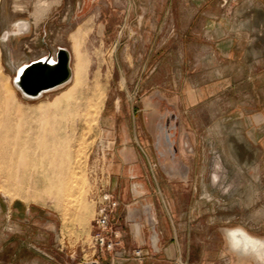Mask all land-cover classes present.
I'll use <instances>...</instances> for the list:
<instances>
[{
	"label": "rangeland",
	"instance_id": "obj_1",
	"mask_svg": "<svg viewBox=\"0 0 264 264\" xmlns=\"http://www.w3.org/2000/svg\"><path fill=\"white\" fill-rule=\"evenodd\" d=\"M216 4L211 12L218 16L216 26L224 23L221 40L231 36L225 37L226 25L241 41L243 24L249 50L258 42L264 46V31L256 32L264 14L253 7L248 13L249 0ZM194 9L184 7L183 26ZM160 10L159 0H0V264L111 263L108 255H93L91 237L94 194L103 185L117 190L116 163L125 171L132 164L138 190H169L170 199L186 205L190 199L176 190H198L203 219L264 238V135L257 138L240 119L242 108L264 112V98L246 100L240 83L225 89L216 74H224L225 63L209 66L206 51L200 64L192 50L183 61L177 44L193 41L181 38L171 10L158 27V50H133L140 36L132 30L139 33L146 21L155 28ZM79 29L76 49L72 34ZM60 48L71 56L70 80L37 99L23 96L14 85L17 71L56 57ZM77 50L84 79L67 104ZM138 71L142 82L136 88ZM166 81L162 110L169 116L160 123L168 124L173 146L164 131L158 142L157 131L146 129L157 122L153 117L148 122L142 112L133 113L152 102L145 99L146 82Z\"/></svg>",
	"mask_w": 264,
	"mask_h": 264
},
{
	"label": "crops",
	"instance_id": "obj_2",
	"mask_svg": "<svg viewBox=\"0 0 264 264\" xmlns=\"http://www.w3.org/2000/svg\"><path fill=\"white\" fill-rule=\"evenodd\" d=\"M249 1L251 5L247 7L248 13L253 7L264 14V0ZM148 2L151 3L154 0H148ZM159 2L161 10L156 16L158 19L156 27L153 28L152 25L150 27L149 22L146 21L144 27L137 28L139 33L137 30V32L132 30V35L140 36L137 38V41L140 42L132 45L133 50H158L157 47H154L160 31L158 27L163 24L162 20L171 10L174 13V21L181 38L191 37L193 41L192 44H185V42L177 44L176 48L181 52L179 54L183 61L186 52L192 50L193 56H196L200 64L201 60L205 59V55H202L201 52L206 51L208 52L206 59L209 66L217 67L224 61V74L222 75L219 71L216 74L224 81L225 89L233 91L240 83L246 100L264 98V46L262 43L259 45L258 42L255 51L249 50V42H243V35L249 33L247 26L241 24L239 27L242 38L237 42V38L232 35L234 28L230 27L229 29L225 25L224 28L227 32L225 37L227 34L231 36L221 40L218 33L224 23L217 24V27L215 21L218 16L211 12L217 8V0H159ZM190 5H195V9L188 24L183 26V10L185 6L190 7ZM251 14L253 18L258 19L255 10ZM147 18L152 19L151 16L141 17L142 20H147ZM262 24L260 28H257V35L263 34L264 23L262 22ZM123 32H125L124 29L120 35ZM203 37L217 43L213 42L210 46H205L200 43ZM115 47H118V44ZM138 74L139 71L134 80L136 88L139 86L138 83L142 82L138 79ZM124 83L126 87V81ZM146 83L144 87L145 99L152 102L150 105H145L144 110H133V113L135 115L142 112L148 122L149 117H153L157 122H153V126H146V129L157 130L158 125L161 124L160 120L163 119L162 107L167 104V93L170 86L167 81L164 86ZM178 83L181 85V80ZM126 88L128 89V87ZM252 113L249 112L248 107L242 108L240 119L247 129L251 127L252 131H257V138L260 136L259 132L263 137L264 112L257 111L255 115ZM129 131L132 132V127ZM261 145H264V142ZM115 167H117V172L113 173V179L117 190L113 191L117 195L120 205L114 222L120 227L124 250L132 252L140 249L143 252V257L140 259L118 257L114 262L105 264H264V260L258 256L235 251L232 248L226 232L234 228H228L224 224L218 223L217 219L213 217L202 218L201 197L199 193L197 194L198 190H176L178 194L190 199L189 204H181L170 199L171 197L169 198V190H138L139 187L136 183L132 185V164L127 171L118 163ZM154 233L157 237V245L153 249L151 238ZM249 234L264 241L263 237ZM101 258L105 259V257Z\"/></svg>",
	"mask_w": 264,
	"mask_h": 264
},
{
	"label": "built area",
	"instance_id": "obj_3",
	"mask_svg": "<svg viewBox=\"0 0 264 264\" xmlns=\"http://www.w3.org/2000/svg\"><path fill=\"white\" fill-rule=\"evenodd\" d=\"M93 200L95 203L94 232L91 237L93 255L96 257L108 255L112 262L118 257L142 258V250L136 249L129 252L122 247L120 227L114 222L120 205L114 191L103 185L96 190Z\"/></svg>",
	"mask_w": 264,
	"mask_h": 264
},
{
	"label": "water",
	"instance_id": "obj_4",
	"mask_svg": "<svg viewBox=\"0 0 264 264\" xmlns=\"http://www.w3.org/2000/svg\"><path fill=\"white\" fill-rule=\"evenodd\" d=\"M52 58L55 60L53 61ZM70 62V53L66 49L60 48L56 57H48L23 66L22 72L17 73L14 78V85L26 98L37 99L44 93L57 89L70 80L72 75ZM151 244L153 249L157 245L155 233L151 238ZM247 254L254 253L249 252Z\"/></svg>",
	"mask_w": 264,
	"mask_h": 264
},
{
	"label": "bare ground",
	"instance_id": "obj_5",
	"mask_svg": "<svg viewBox=\"0 0 264 264\" xmlns=\"http://www.w3.org/2000/svg\"><path fill=\"white\" fill-rule=\"evenodd\" d=\"M82 35V29L77 30L76 32H74L72 34V41L75 44L76 49H79V39ZM52 60L54 61L55 58H52ZM88 62V61H87ZM86 62V63H87ZM84 57L83 54L77 50V57H76V63H75V76H74V83H73V87H71V93L68 94L65 98V100H68L69 104L70 100L73 98V96L75 95L74 93H76V91L81 87V85L83 84V75H82V71L84 68ZM86 65V64H85ZM87 69V68H86ZM23 70V67H21L19 69V71L17 73H21ZM82 72V73H81ZM86 76V75H85ZM83 88V87H82ZM84 89V88H83ZM80 95V94H79ZM82 95H84L83 93L80 95V97H82ZM78 105V104H77ZM80 105V104H79ZM80 107V106H79ZM75 108V107H74ZM56 109V107L54 108ZM60 110V108H58ZM76 109V108H75ZM74 109V111H75ZM80 108H78V110H76V113ZM52 110V109H51ZM68 110V109H67ZM49 110H47L48 112ZM53 113V111H51ZM50 113H42L43 115H48L51 114ZM21 113V112H20ZM79 113V112H78ZM30 114V113H29ZM22 115V114H21ZM52 117V116H51ZM45 133V132H44ZM20 139V138H19ZM56 140V139H55ZM26 145V144H25ZM10 152V150H9ZM17 152V151H16ZM10 155V153H9ZM13 154H11L12 156ZM20 155V154H19ZM8 156V155H7ZM15 157V156H14ZM13 158V157H12ZM20 160V159H19ZM239 173V172H238ZM245 173V172H244ZM249 178V177H248ZM245 182V181H244ZM248 186V185H247ZM227 235L229 237L230 240V244L232 246L233 249L235 250H239L242 252H246V253H254L256 256H258L260 259L264 260V241L254 238L252 236H250L245 230L241 229V228H236V229H230L227 230Z\"/></svg>",
	"mask_w": 264,
	"mask_h": 264
},
{
	"label": "flooded vegetation",
	"instance_id": "obj_6",
	"mask_svg": "<svg viewBox=\"0 0 264 264\" xmlns=\"http://www.w3.org/2000/svg\"><path fill=\"white\" fill-rule=\"evenodd\" d=\"M163 113V112H162ZM169 113L168 112H164L163 113V119L162 120H167V118H168V115ZM165 122V121H164ZM159 130H162V131H164L165 132V134H164V140H165V142H167V144L169 145V146H173V139H172V134L170 133V132H168V130H169V126H168V124H166V123H164V124H159L158 125V128H157V130H155V131H157V140H158V142H160V139H159ZM217 178V177H216Z\"/></svg>",
	"mask_w": 264,
	"mask_h": 264
}]
</instances>
